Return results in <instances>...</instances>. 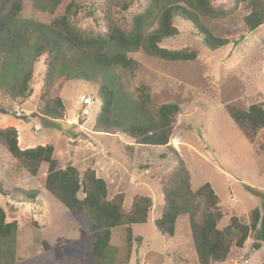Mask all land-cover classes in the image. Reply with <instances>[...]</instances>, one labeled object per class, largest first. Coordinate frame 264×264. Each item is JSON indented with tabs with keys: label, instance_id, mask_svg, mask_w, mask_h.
<instances>
[{
	"label": "rangeland",
	"instance_id": "1",
	"mask_svg": "<svg viewBox=\"0 0 264 264\" xmlns=\"http://www.w3.org/2000/svg\"><path fill=\"white\" fill-rule=\"evenodd\" d=\"M102 1H82V10L74 23L91 33L104 32ZM213 1L219 6L228 0ZM68 2L51 12L36 8L32 0H24L23 12L14 26L24 36V48L20 58L0 51V84L6 85L11 80L17 84L18 77L32 66L33 93L28 100H13L0 88V130L16 128L22 150L53 145L61 170L69 165L79 168L81 174L94 169L107 182L109 199L123 193L126 211L139 195L150 197L153 208L147 223L130 226L131 244L127 227L119 226L112 230L103 261L86 257L94 242L92 215L71 213L46 192L43 173L48 170L47 164L33 177L0 142V187L14 193L11 197L0 195V205L6 210L9 222L19 223L13 237L0 239V264H200L198 241L187 213L179 217L174 237L162 235L155 226L164 205L160 182L176 167L177 159L173 155L176 151L190 172L193 191L211 184L221 207L246 225L251 222L253 210L258 208L264 214V130L253 143L249 142L227 109L228 106L241 110L253 105L264 107V26L254 32L247 30L244 17L248 9L244 5L224 19L201 18L202 24L216 36L231 41L227 47L213 49L188 22L177 17L174 24L180 35L164 40L161 47L195 50L198 52L195 61H164L140 49L128 55L138 64L133 72L113 67L100 77L82 69L92 70L88 57L71 52L59 66L58 77L64 80L57 79L52 91V96L63 99L67 119L54 122L40 115L44 106L39 97L46 67L45 58L35 62L34 56L42 36L41 25L50 26L64 13ZM145 6L146 0H135L120 18L129 19ZM157 27V21L150 22L146 34ZM4 43L9 44V40ZM105 82L111 83L115 91L116 118L127 124L150 123L156 118L157 109L165 104L180 107L169 148L137 145L125 135L95 131L94 123L101 107L97 91ZM143 91L150 96L146 115L140 111ZM34 192L41 201L26 197ZM83 197L80 193L79 198ZM205 209L204 204L202 210ZM201 216L202 213L200 220ZM229 224L227 217L219 229ZM138 237L142 238L140 245L135 241ZM253 243L254 235H251L244 248H232L226 262L213 264H246L247 261L264 264V249L254 251Z\"/></svg>",
	"mask_w": 264,
	"mask_h": 264
},
{
	"label": "trees",
	"instance_id": "2",
	"mask_svg": "<svg viewBox=\"0 0 264 264\" xmlns=\"http://www.w3.org/2000/svg\"><path fill=\"white\" fill-rule=\"evenodd\" d=\"M32 1L36 8L51 12L69 1L64 13L50 26L41 25L42 36L36 45L34 56L35 62L45 58L46 67L39 97L44 106L40 115L54 122L67 119L63 99L59 95L52 96V91L56 80L61 79L60 75L58 77L59 66L71 52L88 57L89 69L93 71L82 69L95 72L100 77L107 69L113 67L133 72L138 64L128 55L140 49L164 61H195L198 57L195 50H168L161 47L164 40L180 35L174 24L177 17L188 22L213 49L227 47L231 41L216 36L202 24L201 18L224 19L244 5L248 9V14L244 17L247 30L254 32L264 26V0H228L225 5L219 6H216L213 0H146L144 10L129 19L120 16L132 7L135 0H103L100 11L104 15L105 31L99 33L80 29L74 23L75 17L82 10L81 3L84 0ZM23 9L24 0H0V51L4 50L19 58L25 42L23 34L15 30L14 26ZM154 21H157L158 27L146 34L147 25ZM6 39L9 44L4 43ZM85 74L90 78L88 73ZM33 76L34 70L31 66L18 77L17 84H13L11 80L6 85L0 84V88L13 100H28L33 93ZM97 99L101 103L94 123L97 133L113 136L122 134L137 145L170 147L169 144L175 135V119L181 110L178 105H162L157 109L156 118L148 124H127L115 116L116 95L111 83L105 82L99 86ZM140 99V111L146 115L150 96L143 91ZM227 109L249 142L253 143L257 134L264 130V107L253 105L248 110H241L228 106ZM0 142L33 177L38 176L42 164H48L44 188L71 213L78 211L92 215L90 227L94 232V242L91 253H85L86 257L103 261L112 240L113 229L126 226L128 241L131 244L133 236L130 226L148 222L154 204L150 197L136 196L131 208L126 211L123 193L109 199V186L104 179L98 177L94 169H87L83 174L71 165L65 170L58 169L53 145L22 150L19 147V133L14 127L0 130ZM173 155L177 159L176 167L160 182L164 205L161 217L155 221L157 230L162 235L174 237L179 217L187 213L191 230L198 241L200 264L226 262L232 248H244L251 235H254L253 250H263L264 214L257 208L250 215L249 225L241 223L239 218L231 216L228 210L221 207V201L211 184L206 183L197 191H193L191 175L186 164L176 151H173ZM80 193L84 194L82 199L79 198ZM0 195L11 197L14 193L0 187ZM37 195L34 192L26 197L35 200ZM204 204L206 209L203 211ZM227 217H230V224L223 230L219 229V224ZM18 229V222H8L6 210L0 205V239L13 237ZM135 241L140 245L142 238L138 237Z\"/></svg>",
	"mask_w": 264,
	"mask_h": 264
},
{
	"label": "crops",
	"instance_id": "3",
	"mask_svg": "<svg viewBox=\"0 0 264 264\" xmlns=\"http://www.w3.org/2000/svg\"><path fill=\"white\" fill-rule=\"evenodd\" d=\"M19 133V132H18ZM26 149H29L28 147H26L25 149H23V150H26ZM45 164V163H44ZM48 165V164H47ZM42 166H43V164L41 165V167H40V169L42 170ZM44 167V166H43ZM75 167V166H74ZM58 169H60V168H58ZM66 169V168H65ZM65 169H63V170H65ZM79 169V168H78ZM48 170H49V167H48ZM48 170H44V173H43V179H44V182H45V179H46V177H47V175H48ZM80 170V169H79ZM40 172H42V171H40L39 170V174H40ZM38 174V175H39ZM42 188V187H41ZM45 189V188H44ZM46 190V189H45ZM46 192H48L47 190H46ZM45 193L43 192V194L42 195H44ZM42 199L40 198V196L38 195L37 196V200L36 201H41ZM19 203H23V201H20ZM15 207L16 208H18L16 205H15ZM37 209V208H36ZM14 221H16V220H14ZM9 222V221H8ZM18 222V221H17ZM19 224V223H18Z\"/></svg>",
	"mask_w": 264,
	"mask_h": 264
},
{
	"label": "built area",
	"instance_id": "4",
	"mask_svg": "<svg viewBox=\"0 0 264 264\" xmlns=\"http://www.w3.org/2000/svg\"><path fill=\"white\" fill-rule=\"evenodd\" d=\"M246 264H248V261L246 262Z\"/></svg>",
	"mask_w": 264,
	"mask_h": 264
},
{
	"label": "clouds",
	"instance_id": "5",
	"mask_svg": "<svg viewBox=\"0 0 264 264\" xmlns=\"http://www.w3.org/2000/svg\"><path fill=\"white\" fill-rule=\"evenodd\" d=\"M249 263V262H248Z\"/></svg>",
	"mask_w": 264,
	"mask_h": 264
}]
</instances>
